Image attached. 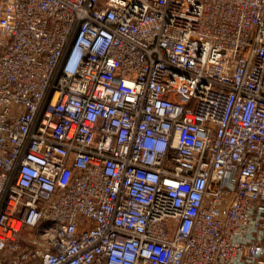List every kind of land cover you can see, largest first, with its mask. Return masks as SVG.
<instances>
[{
    "label": "built area",
    "instance_id": "obj_1",
    "mask_svg": "<svg viewBox=\"0 0 264 264\" xmlns=\"http://www.w3.org/2000/svg\"><path fill=\"white\" fill-rule=\"evenodd\" d=\"M0 264H264V0H0Z\"/></svg>",
    "mask_w": 264,
    "mask_h": 264
}]
</instances>
